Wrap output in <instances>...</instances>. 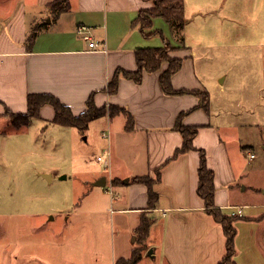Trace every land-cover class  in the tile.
<instances>
[{
	"label": "crops",
	"instance_id": "1",
	"mask_svg": "<svg viewBox=\"0 0 264 264\" xmlns=\"http://www.w3.org/2000/svg\"><path fill=\"white\" fill-rule=\"evenodd\" d=\"M19 1L0 2V121L8 109L26 112L29 94L57 96L76 115L86 111L88 100L94 96L97 108L110 109L98 119L112 131L109 170L97 157L90 161L99 169H89L86 160L85 169L91 172L79 178L80 188L72 196V205L64 202L49 219L47 230L52 241L41 247L42 255L35 250L28 256L38 259L39 264H117L119 259L131 258L136 248L144 247L137 264H220L226 252L224 230L206 212L205 201L198 194L199 150H204L208 166L215 172L217 207L231 216L236 207L245 211L236 222L237 263L264 264V189L253 188L259 201L251 204L245 196L249 185L243 188L248 160L253 164L257 158L251 161L248 157L255 153V146L247 144L246 133H252L253 127L264 129V87L255 85L250 96L244 93L245 59L237 54V48L241 46L244 51L247 47L246 33L239 25V39L236 29L221 22L223 17L218 13L227 15L226 0L211 4L202 14V0H183L184 41L163 17L154 19L153 28L144 32L139 25L133 26L142 10L155 7L150 0H70V9L58 17L49 9L54 0ZM36 24L46 27L29 47L26 40ZM53 24L59 28L68 24L69 28L50 32ZM260 25L264 26V21ZM81 26L87 30L79 33ZM259 26L254 27L256 34L261 32ZM152 32L157 33L147 35ZM233 32L234 42L230 44L226 36ZM91 37L105 43L100 47L106 51L89 48ZM189 37L207 48L226 49L210 58L215 60L213 64L224 61V71L220 68L216 80L206 64L202 67L204 57L199 58L197 51L185 46ZM167 43L174 47L172 57L183 61L182 69L173 76L174 88L209 92V110L198 108L200 100L193 93L168 95L163 91L160 75L169 63L158 72L144 71L141 83L121 74L118 91L108 92L118 71L138 70L139 49ZM262 46L264 42L258 45ZM260 59L264 71V54ZM41 112L39 119L53 124V107L45 105ZM128 114L133 117L131 129ZM245 114H252L256 122L246 123ZM181 115L185 126L198 125L200 129L194 141L197 150L176 156L184 143L176 128ZM77 131L89 141L86 133ZM237 143L241 150L235 149ZM101 165L104 170H100ZM49 176L53 180L55 175ZM145 176L155 180V208L150 206L149 186L134 181ZM104 177L110 188L98 186ZM143 220H150L151 225L147 239L140 243L137 229Z\"/></svg>",
	"mask_w": 264,
	"mask_h": 264
},
{
	"label": "rangeland",
	"instance_id": "2",
	"mask_svg": "<svg viewBox=\"0 0 264 264\" xmlns=\"http://www.w3.org/2000/svg\"><path fill=\"white\" fill-rule=\"evenodd\" d=\"M218 1L222 0H202L205 9L201 14L208 10V6ZM0 2L4 3L5 0ZM21 2L23 1L20 0L18 4ZM226 2L224 5L227 8V15L218 13L223 17L221 22L236 29L239 39L240 29L246 33L247 47L244 51L241 46L238 47L237 54L239 56L242 54L245 59L243 81L247 89L244 93L250 96L255 85L259 88L264 87L263 62L260 59L264 54V46L258 47L259 43L264 42V26H259L260 22L264 21V0ZM251 23L254 33L250 30ZM256 24L257 27H262L260 34H256L257 29L254 28ZM61 25L64 27L51 25L50 32H62L69 28L68 24ZM228 36L226 41L232 44L234 32ZM158 38L162 39V36L158 35ZM170 42L173 43L172 40ZM249 42L251 44L248 45ZM185 46L190 47V51H197L199 58L204 57L201 61L202 67L206 64L209 74L214 76L215 80L220 68L224 71V61L213 64L215 60L212 61L210 58H214L218 53L222 54L225 48H207L192 37L187 38ZM234 49L236 47L230 50ZM258 109L260 112L263 110L261 106ZM256 119L252 114H245L246 123L252 124ZM8 122L10 120L7 117L0 121V264H39L36 263L38 259L28 256L29 251L38 250L37 253L42 255L41 247L52 241L49 229L47 230L50 217L55 215L64 202L72 205V196L75 190L78 191L80 188L79 178L86 177L88 175L86 173L91 172L85 169L86 160L90 163L89 169H99V166L90 160L100 156L107 148L112 152V138L109 141L101 137L104 129L109 130L102 119L93 121L85 132V135L89 136L88 142L83 140L84 136L77 129L52 124L42 119H35L28 129L21 132L11 131ZM253 129L252 133H246L250 140L247 144H254L257 158L253 164L248 160L249 173L243 179V188L246 184L249 185L245 196L251 204L259 201L253 188L264 189V133H262L264 129H260L261 131L255 127ZM115 130L116 125L113 127L114 132ZM117 142L118 140L116 146ZM235 149L241 150V145L237 143ZM247 150L248 153L251 151L249 148ZM100 170H104V166L101 165ZM45 174H54V179L50 180ZM63 175L69 178L62 179ZM60 221L61 219L55 226Z\"/></svg>",
	"mask_w": 264,
	"mask_h": 264
},
{
	"label": "trees",
	"instance_id": "3",
	"mask_svg": "<svg viewBox=\"0 0 264 264\" xmlns=\"http://www.w3.org/2000/svg\"><path fill=\"white\" fill-rule=\"evenodd\" d=\"M155 2V7L153 9L142 10L139 15V18L134 22L133 26L139 25L141 30L153 28L154 19L157 17H163L171 26L172 31L180 39L184 41V26L186 23L185 16V4L183 0H151ZM70 0H54L49 4V9L51 12L58 17L59 15L66 13L70 9ZM54 17V18H56ZM44 24H36L35 27L29 33L26 45L31 47L37 38L38 32L45 28ZM157 32L147 33L148 36H152ZM160 34L162 32L159 31ZM174 47L167 43L163 47L158 48H143L139 49L136 52V60L138 63V70L135 72H124L118 71L114 80L109 84L108 92L114 94L118 91L119 87V76L123 74L127 78L134 79L136 82L141 83L143 81L144 71L158 72L162 69L165 63H169L167 69L162 71L161 85L164 92L168 95L175 94H186L193 93L199 97L198 108H203L205 110L210 109V93L205 91H186V90H177L173 86V76L175 73L179 72L182 69L183 61L180 58L170 56V52ZM94 96H92L87 102V109L80 115H76L70 107L65 105L57 96H54L49 93H38V94H29L28 95V109L24 113H14L11 110H7L3 116L7 117L10 120L11 131H24L28 129L35 119H39L41 116V109L45 105H51L56 111L53 123L58 124L64 127H75L81 133L90 127V123L101 116L107 115L109 113L108 109L97 108L94 104ZM183 115L179 116L176 124V128L182 134L184 138V143L182 147L178 148L176 156L182 153H188L190 151L197 150L195 147V138L199 132L200 126L191 125L185 126L182 122ZM128 129L133 128V117L131 114H128ZM201 152V162L199 169V187L198 194L205 201V208L208 214L212 215L215 221L223 227L225 234L226 242V252L225 256L220 264H238L237 263V236H238V227L236 222L238 217L228 215L223 212L216 205V182H215V172L208 166V157L207 153L204 150H199ZM160 175V173H158ZM135 182H140L149 186V199L151 208H155L158 203V196L153 190V182L155 181L150 176L145 177H135ZM151 221L143 220L142 224L139 226L138 235L139 242L143 243L147 239ZM144 247H138L135 249L134 254L129 259H119L117 264H137L142 255Z\"/></svg>",
	"mask_w": 264,
	"mask_h": 264
},
{
	"label": "built area",
	"instance_id": "4",
	"mask_svg": "<svg viewBox=\"0 0 264 264\" xmlns=\"http://www.w3.org/2000/svg\"><path fill=\"white\" fill-rule=\"evenodd\" d=\"M86 30H87V28L85 26H81V27L78 28L79 33H82L83 31H86ZM90 39H91V42L89 43V48L94 49V50L102 48L104 51H106V49H104L103 47H100V46H104L105 43H102L99 40H95L93 37H91ZM101 136L104 139L111 141L110 140V138H111L110 130L102 131ZM111 157H112L111 150H110V148H107L100 156L97 157V161L99 163L104 164L105 169L109 170ZM248 157H249V159L251 161H253V159L256 158V154L255 153H253V154L249 153ZM105 187H109L110 188V185H108V182L106 183ZM108 191L113 196V199H116V197L113 195L112 189H108ZM234 211L235 212L233 213V216H235V217L239 218V217H244V215H245V211H243V208L240 207V206L236 207L234 209Z\"/></svg>",
	"mask_w": 264,
	"mask_h": 264
},
{
	"label": "water",
	"instance_id": "5",
	"mask_svg": "<svg viewBox=\"0 0 264 264\" xmlns=\"http://www.w3.org/2000/svg\"><path fill=\"white\" fill-rule=\"evenodd\" d=\"M45 176L50 179L49 175H45ZM106 183H107V179H106V177H104L102 179V183H98V186H106Z\"/></svg>",
	"mask_w": 264,
	"mask_h": 264
},
{
	"label": "bare ground",
	"instance_id": "6",
	"mask_svg": "<svg viewBox=\"0 0 264 264\" xmlns=\"http://www.w3.org/2000/svg\"><path fill=\"white\" fill-rule=\"evenodd\" d=\"M239 219V218H238Z\"/></svg>",
	"mask_w": 264,
	"mask_h": 264
}]
</instances>
